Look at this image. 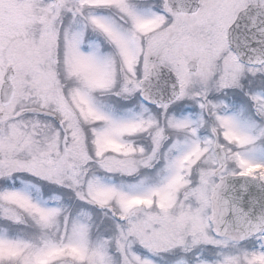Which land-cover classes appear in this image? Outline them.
<instances>
[{
	"label": "snow or ice",
	"instance_id": "1",
	"mask_svg": "<svg viewBox=\"0 0 264 264\" xmlns=\"http://www.w3.org/2000/svg\"><path fill=\"white\" fill-rule=\"evenodd\" d=\"M0 264H264V0H0Z\"/></svg>",
	"mask_w": 264,
	"mask_h": 264
}]
</instances>
